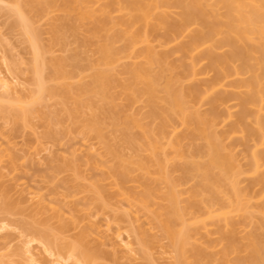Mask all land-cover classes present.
<instances>
[{
  "label": "rangeland",
  "instance_id": "1",
  "mask_svg": "<svg viewBox=\"0 0 264 264\" xmlns=\"http://www.w3.org/2000/svg\"><path fill=\"white\" fill-rule=\"evenodd\" d=\"M47 1L38 0L39 3L34 5L31 0L28 9L26 2L21 5L22 10L26 9L23 16L28 18L27 23L30 22L29 29L37 33L36 44L43 58L41 83L58 88L56 95L45 92L41 101H34L39 96L32 40L29 38L32 35L24 32V23L15 13V5L21 2L0 0V264H82L83 260L86 264H184L186 260L188 264H238V256L245 257L247 251L242 252L243 238L247 239L248 234L253 233L257 239H264V219L257 216V212L254 214L255 211L244 214L247 222L241 220L242 214H231L234 224L233 229L228 225V231H237L236 240L241 239L242 243L241 246L238 244L241 247L238 254L229 253L228 262L223 263L226 242L221 232L228 231L218 213L229 202L226 190L223 193L226 185L219 188L221 191L216 189L219 190L216 193L207 183L210 177L206 171L187 172L193 151L201 140L189 137L188 128L176 117L168 121L164 135L161 134L160 118L150 115L152 106L148 96L135 94L136 87L143 84L137 83L134 92L125 88L124 84L130 79V67L143 63V59L137 57L141 46L134 49L135 53L134 50L127 51L130 57L120 54L117 63L103 66L104 71L110 73L107 75L110 82L107 84L106 80L105 95L98 94L88 85L92 81L93 66L98 67L99 44L103 43L105 36L110 40L116 33L115 37L120 29L116 28V32L113 27V32L110 30L113 28L107 29L109 33L107 30L96 32L93 28L100 15L98 11V15H94L96 20L89 17L75 20V13H71L73 17L67 16L60 9L63 2L65 5L69 0H50L56 2V9L48 8ZM27 2L30 4L29 0ZM99 6L100 3L96 2L92 8ZM176 11L171 10L173 17L177 16ZM58 29L61 35L54 37ZM114 39L112 47L124 48L126 40ZM220 50L219 53L223 49ZM170 56L176 67L183 62L178 69L188 61L178 52ZM206 63L207 60L202 59L197 66L202 68ZM58 68L65 78L56 79L54 71ZM208 77L202 75L199 78L203 81ZM194 84L199 88L205 85L198 80ZM234 101L219 105V112L225 111L229 104L228 110L236 113L239 107L234 106L237 104ZM26 105L30 114H20L25 119L12 115L14 111L21 113L20 107ZM156 105L164 107L165 103L157 99ZM209 109L207 100L199 104L200 111ZM92 114L97 125L90 127ZM222 122L217 130L226 133L230 120ZM235 135L227 137L225 143L232 147L235 157L245 166L244 157L248 153L245 151L253 142L244 140V143L240 135L237 134L239 138ZM200 158L194 157L192 161H206V158ZM118 171L127 176L123 184ZM157 171H164L165 176H162L164 172L159 175ZM211 172L216 175L217 169ZM247 182L249 179H243L240 186L246 187ZM170 187L179 191L178 206L189 219V224L183 226L193 234L192 240L188 239L189 243L184 245L183 260V255L180 257L160 225L169 217L170 208H166L169 203L164 194ZM144 195L146 199L142 198V203L140 198ZM193 203L202 206L199 210L202 218L199 219L203 221H197L198 226L193 219L194 212L191 216ZM204 206L215 210L212 217L203 215ZM178 225L176 228L182 226ZM59 248L64 250L59 252ZM201 253L207 254V258L197 259Z\"/></svg>",
  "mask_w": 264,
  "mask_h": 264
},
{
  "label": "bare ground",
  "instance_id": "2",
  "mask_svg": "<svg viewBox=\"0 0 264 264\" xmlns=\"http://www.w3.org/2000/svg\"><path fill=\"white\" fill-rule=\"evenodd\" d=\"M18 1L17 4L21 3L20 5H15V13L17 12V15L20 16L19 18L22 19L24 23H22L24 32L26 34L30 32L32 35V37H30V34H28L30 41L32 40L31 45L35 60L34 72L38 77L36 83L38 85L37 93L39 96L36 97L34 101H39V99L41 101V97L45 92L53 96L58 92V88L55 89L46 85L44 86L43 82L41 83L42 79L40 80V77L42 73L40 72V66L43 64V62L41 63L43 58L40 56V49L36 44L37 33H34L35 30H30V22L27 23L29 21L28 18L26 17L25 19V15L23 16L26 9L31 7L32 2L29 0V4L27 0H22L24 3H22L21 0ZM32 1L34 2V0ZM48 1L45 3L48 5V8L55 7L56 9V2L53 3L52 1ZM25 2L27 4V6H25L26 9L24 7L22 10ZM36 2H38V0L34 2V5ZM96 2L100 3V6L97 9H93L92 5L94 6ZM21 5L23 6L21 7ZM62 7L60 9L64 11L67 16L75 13V20H77V18L81 20L83 17L94 18V15L97 16L99 12L100 15L98 16V20L94 21L97 22L96 24L94 23L96 27L94 26L93 28L96 32H102L113 27L115 31L116 28L117 30L120 29L115 37L113 36L116 33L110 37V40L105 36L103 43L99 44L100 57L96 60L98 61V63H96L98 67L96 68L94 67L95 65L93 66V74L91 73L92 81L89 83L88 88H91L94 92L97 91L98 94H104L103 90H106V88L104 89L106 80L107 84L110 82V78H107V75H110V73L107 71L105 72L103 66L106 65L107 67L110 64L112 65V63H117V61L120 60L119 57H121V55L123 56L124 53V56L128 55L130 57L131 55L128 54L127 51L131 53L137 46H141L140 51L137 53V57L140 56V58L143 59V63L140 65L135 64V66L130 67L128 71V74L130 73V83L127 81V83L124 84L125 88H131L129 91L133 89L132 92L137 88L135 91V94L137 93L136 95L146 94L148 96L152 106L150 115L151 117L160 118V125L162 126L159 130L161 134L165 133L166 125H168L170 119L176 117V119H180L179 121L182 125L188 128L189 137L191 136L196 138V140L198 139L197 141L201 140L200 142H203L201 145L199 142L197 147H195V151H193L194 154L192 155L191 162H189V167L186 171L192 172V170L200 169L206 171V173L209 174L208 177H210L207 183L212 187L211 191H216V189L219 188L223 189V186L226 185L223 189V193L226 190L225 193L229 198V202L227 203L228 207L227 205H224V208L220 207L221 211L219 210L220 213L218 214L221 216L220 218H222V220H220L224 222L223 224L227 225V227L225 226L227 231L228 225L230 229L233 227L234 222L230 219V216L234 212L236 213L234 215H239V213L240 215L242 214L241 220L243 218V221L246 219L248 220L247 216L244 214H249L251 211H255L254 214L257 212V214H259L257 216L264 219V0H69V3L65 1V5L63 2ZM35 8L36 6L33 7V9ZM175 9L177 10V16L173 17L171 10ZM95 11L98 12L96 13ZM94 19L96 20L97 17ZM55 27L58 28L57 25ZM69 27L73 29L71 24H69ZM114 28L110 30L113 32ZM110 30H107L108 33ZM58 32H55L54 37L59 34L61 35L59 29ZM96 35H99V33H96ZM114 38H116V40L118 39V41L121 39V41L126 40L124 41L126 42L124 48L117 50L115 46L112 47V43L115 41ZM111 39H113V41ZM220 49L223 50L219 53V51H221ZM177 52L181 54L184 59H188L187 62L189 64H187V62L185 64L184 62L185 65H183L184 67L182 69H178V67H180L183 62L181 64L179 63L176 67L170 60V55L172 53L177 54ZM202 59H206L207 63L201 68L199 65L197 66V64ZM58 65L56 64V67H58ZM106 67L105 69H107ZM154 67L156 68L155 71H153ZM54 72L57 77L56 79L65 78L64 73H62L59 68ZM208 73L210 74L209 77L207 76ZM202 75L208 78L202 81V79L199 78ZM196 80L205 83L204 87L199 88L198 84H194ZM186 81H189V84H186L188 83ZM137 83H142V87H140V85L136 87ZM160 92L163 93H161V97L159 96ZM157 99H162V101H164V107H158L156 105ZM204 100L208 101L210 109L202 112L199 110V104H201L202 101L204 102ZM229 100L236 101L237 104L234 106L238 105V111L236 113L231 112L228 110L230 108L227 107V105H229L227 104L224 108L225 111L227 109L226 114L225 111L220 110L222 114H225L222 115L219 112V105L224 106ZM28 105H30V103ZM28 105L24 106V108L23 106L22 108L20 107V110H22L21 113L18 114L14 111V113L11 112L13 113L12 115H19L20 117V114L22 116L30 114L27 113L29 109H26ZM20 118L23 119L24 117ZM226 118L230 120V123L227 124L230 126L227 128L228 130L226 133H220L217 130V126L223 120L227 121ZM95 120L96 118L94 119V116L90 119V122L88 120L90 127L94 126V124L97 125V123H95L97 120ZM235 134L240 135V139L242 138L244 143V140L253 142L251 147H249L250 149L245 151L248 152L244 157V159L246 158L245 166L235 157L231 149L232 147L225 143L227 137ZM238 135L236 137L239 138ZM153 146H156V143H153ZM194 157H204L206 158V163L192 161ZM120 169L121 168L118 170ZM213 169H217V172H215L216 175L211 172ZM160 172H158L159 175H162L164 171H162V173ZM117 174L120 175V182L123 184L127 176L120 173V171H118ZM163 174L162 176H165V172ZM205 176L207 177V175ZM116 178H118V176ZM243 179H249V183L247 182L248 185L246 187L240 186L241 182L243 183ZM120 182L119 185H121ZM203 185L206 187L205 182ZM171 186L173 188V183ZM175 186L176 184L174 183V187ZM203 187L204 186H202V188ZM172 188L170 187V190H167L168 193H165L167 197L164 194L165 199H168L167 202L169 203V205L166 206V208H170V212L168 213L169 217L167 216V218L162 220V224L160 225L161 228L164 229L163 232L165 236H168L167 239H169L174 248L179 251L181 257V254H184V245H186L188 239L192 240L193 234L191 231L187 230V226L185 228L183 226L187 224L189 219L187 220L185 218V212L180 210L178 206L179 203L177 199L179 194H177V192L179 191L176 192V190ZM219 190L216 191V193L219 192ZM144 196L140 198L142 203V198L143 200L146 199V196ZM215 199L216 198H213V200ZM213 200L211 202H213ZM144 204H147L148 207V202ZM191 206V216L194 212L193 219H195L196 225L199 221H203V219H199L202 218L201 214H199V210L202 206L200 207V205L194 203L191 204ZM203 208L205 210L203 215L212 217V213L215 210H211L209 206H204ZM178 222L182 226L178 225ZM176 225L180 227L176 228ZM242 225H245V222H242ZM196 229H198V227ZM198 230H200V227ZM236 232H234V230H229L225 233L221 232V236L226 242L222 252L223 263L228 262L227 257L229 256L227 255H231L232 252L233 254L235 253V255L236 253L238 254L241 248L239 245L241 246V243L244 242L246 245L244 247V243H242V252L247 249V255L244 253L245 257L243 258L242 256H238V264H264V239H257L255 234L253 236V233L251 235L249 233V237H247V239L243 238L241 242V239H239V241L236 240ZM223 239H221V241ZM61 249L62 248H59V252ZM63 250L64 249H62V251ZM70 250L72 252V249ZM203 254H198L197 259H199V257L207 258L206 256L208 255L206 254V256H204ZM31 257L33 258V256ZM184 257L183 255L181 259L183 260ZM84 259L86 261V256ZM34 262L37 263V261ZM186 262L187 260L185 263ZM82 264H86L84 260Z\"/></svg>",
  "mask_w": 264,
  "mask_h": 264
}]
</instances>
